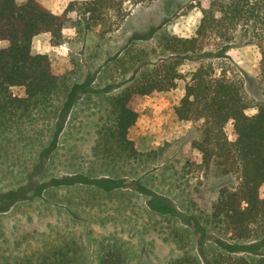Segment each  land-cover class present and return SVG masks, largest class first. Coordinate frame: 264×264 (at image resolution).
Instances as JSON below:
<instances>
[{"label": "trees", "instance_id": "obj_1", "mask_svg": "<svg viewBox=\"0 0 264 264\" xmlns=\"http://www.w3.org/2000/svg\"><path fill=\"white\" fill-rule=\"evenodd\" d=\"M151 1L89 0L84 11L96 21L114 11L123 21L128 15L126 7ZM199 10L201 18L192 36L163 32L157 45L164 55L156 57L148 71L131 78L109 97L112 118L101 127L98 145L92 148V157L100 162V175L92 177L78 172L61 179H46L60 136L79 101L78 95L87 92L83 85L73 82L69 73L57 72L47 55L34 54L31 44L40 34H49L57 43L68 22L67 13L55 14L37 0H0V142L19 140L18 144L38 148L27 184L0 194V213L23 200L40 199L45 205L65 211L69 220L80 221L71 199L76 196H61L58 204H52L51 200H57L58 195H49L62 187L79 186L85 197H92L87 200L81 196L92 209V202L98 200L124 199L125 192L138 194L145 198L142 209L148 216L171 223L168 234L173 238L188 232L184 225L177 228L183 214L167 198L137 182L126 186L115 171L117 167L108 168L139 156L129 138L138 118L136 105L145 97L184 84V95L175 107L177 118L204 120L203 142H193L192 147L201 153L206 165L214 162L223 175H235L238 179L236 186L219 190L203 230L211 226L232 242L264 240V102H256L247 95L243 77L223 59L224 51L237 41L256 44L260 53L259 80L264 83V0H201ZM3 42L5 46L1 45ZM195 56H208L211 60L186 72L183 61ZM14 88H22L24 96L15 95ZM228 124L232 125L231 138L225 131ZM5 133L10 137L5 138ZM35 176H39L37 182L33 180ZM27 191L33 192V197L25 198ZM120 207L119 203L113 209L121 220ZM191 219L199 223L196 217ZM105 220L90 218L88 223L103 224ZM145 229L132 228V234L140 239ZM60 236L54 238L56 242L43 241V248H35L30 255L15 258L14 264H86L84 249L74 233ZM130 248L116 233L103 237L98 242V264H128ZM209 252L206 249L200 256L185 254L163 264H264V254L248 258Z\"/></svg>", "mask_w": 264, "mask_h": 264}, {"label": "rangeland", "instance_id": "obj_2", "mask_svg": "<svg viewBox=\"0 0 264 264\" xmlns=\"http://www.w3.org/2000/svg\"><path fill=\"white\" fill-rule=\"evenodd\" d=\"M37 1L55 14L66 12L68 22L57 43L49 34L34 37L32 52L47 55L57 72L69 73L74 83L89 91L78 95L79 101L60 136L46 179H61L78 172L92 177L100 175V162L92 157V148L98 145L99 130L112 118L109 97L118 93L128 80L148 71L156 57L164 55L157 45L163 32L181 37L193 35L201 18V0H153L128 6V15L123 21L114 11L106 13L101 20L92 19L84 11L89 0ZM223 55L243 77L247 95L256 102H264V83L258 74L259 47L240 40ZM210 60L208 56H195L185 59L182 67L187 72ZM13 92L24 96L22 88H14ZM183 95L184 84H181L171 91L143 98L135 107L138 118L129 132L139 156L124 165L110 164L108 168L117 167L115 171L126 186L132 187L137 182L167 198L183 214L182 223H176L177 228L184 225L188 232L178 233L176 238L168 234L171 223L148 216L142 209L144 196L125 192L124 199L98 200L99 207L92 202L95 206L92 209L83 199L92 197H85L83 188L62 187L50 192V197L58 195L57 200H51L52 204H58L61 196L78 197V200L71 199L82 220H69L65 211L45 205L40 199L16 203L9 211L0 213V264H14L15 258L43 248V241L56 242L54 238L70 232L84 249L86 264H98V242L115 233L131 246L128 264H163L185 254L200 256L206 249L210 254L216 251L248 258L263 255L264 240L232 242L211 226L203 230L219 190L236 186L238 179L235 175H223L214 162L206 165L201 153L192 147L193 142H203L204 120L177 118L175 107ZM225 131L231 138L232 125L228 124ZM4 137L10 134L5 133ZM3 140L0 142V194L27 184V174L32 172L38 154L37 147L18 144L19 140ZM33 180L37 182L39 176ZM28 197H33V192L27 191L25 198ZM119 203L122 204L118 210L121 220L116 218L113 209ZM191 216L200 224L190 220ZM90 218L107 220L103 224L88 223ZM142 227L146 232L139 239L132 234V228Z\"/></svg>", "mask_w": 264, "mask_h": 264}]
</instances>
